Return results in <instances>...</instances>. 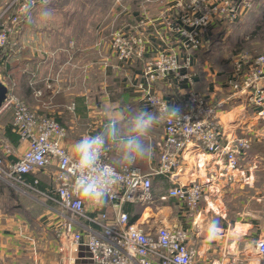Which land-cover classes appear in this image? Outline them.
I'll use <instances>...</instances> for the list:
<instances>
[{
    "label": "crops",
    "instance_id": "0c3cea01",
    "mask_svg": "<svg viewBox=\"0 0 264 264\" xmlns=\"http://www.w3.org/2000/svg\"><path fill=\"white\" fill-rule=\"evenodd\" d=\"M5 1L0 0V6ZM58 2L59 0L56 1L57 6ZM36 6H39V3ZM149 13L152 11L149 10ZM152 14L143 17L131 16L133 25L129 24L131 22L126 24V27L129 26V31L138 30L145 33L147 57L164 48L176 49L178 53H182L179 47L181 43L176 40V34H170L168 29L170 23L166 25L162 16ZM32 16L33 22L29 23L26 19L21 25L19 23V31L12 35L15 41L13 40L14 42L4 49L3 57L0 58V78L6 84H14L13 91L31 108L53 115L67 128L64 145L68 150L85 132L99 131L105 116H111L114 112L118 113L125 108L153 110L143 100L141 90L138 88L142 81H146L143 76V60L133 63L118 60L111 55V51L109 54L106 43L108 38L100 35V32H80L70 25L75 22L74 16L70 18V16L54 15L47 22L40 21L35 15ZM40 23L47 25L41 26ZM224 24L225 21L212 22L208 41L213 30L218 26L220 29L225 28ZM198 56L200 58L199 52L197 58L193 56L192 82L179 80L171 75L158 79L153 85L154 91L168 98L172 106H179L191 87L217 95L218 98L223 97L225 92L221 91V83L225 81L229 70L223 72L208 60L204 61L201 67L197 62ZM37 90H41L42 93L37 94ZM11 111L7 109L0 113L2 140H0V154L8 161L19 158L28 145L20 139L13 142L6 135V128L12 122ZM222 117L229 137L241 135L239 125L251 129L254 133H263V137L253 143L251 156H264L262 152L255 150L257 144L264 143V120H257L250 113L248 116L240 103ZM163 122L164 119L158 122L147 137V142L153 145L154 152L150 159L137 164L144 171H150L158 164L157 143L163 135ZM6 144L12 148L11 152H7ZM109 154L115 162L114 150H109ZM223 167H226L224 161L191 143L185 153L182 169L174 178L168 174L153 176L155 202L160 203V195L166 194L174 184L198 179L206 181L209 190L204 202L206 201L209 204L208 209H211L214 190L210 188L217 189L218 192L215 190V194L222 195L218 186L215 187L213 184L219 176L218 173L223 175L225 173L224 177L227 181L235 180L233 178L235 172ZM234 170L238 171L240 168ZM261 173L258 172L261 178L254 173L245 174L246 182L251 184L256 181L262 184L264 179ZM24 179L28 184H33L42 191L52 192L54 188L48 168L26 173ZM35 179H38V183L34 182ZM253 192L248 189L244 195L249 193L250 197L254 198ZM259 197V201L264 200V194ZM167 202L161 208L155 207V204L145 208L144 204L130 202L125 204L124 209L130 216L139 217L138 207L144 208L142 214L145 212V216L150 215L157 222L167 220L182 224L193 234L200 249L199 264H231L232 260L227 253L241 257L244 250L249 251L250 242L264 236V204L258 203L256 209H248L240 213V221H236L241 223L240 229L236 228V223L234 228L236 232L241 230L240 233L234 234L232 229L227 232L221 226L220 235L214 241L208 242L203 232L206 224L211 220L205 221L202 211L193 213L196 216L195 221L188 222L184 214L170 205L172 203L177 205L179 202L176 199L172 198ZM98 207L86 205L89 212H96ZM102 207L110 216L113 215L112 207L107 203ZM155 210L160 211L155 213ZM220 210L217 213L225 217L226 209ZM66 219V212L55 200L35 192L26 183L0 175V264H93L87 244V233L81 229V225L75 226L83 231V240L76 249L71 245L70 231L63 230L59 235V229L63 227ZM239 243L242 248H238ZM62 245L65 246V250L60 249Z\"/></svg>",
    "mask_w": 264,
    "mask_h": 264
},
{
    "label": "built area",
    "instance_id": "2783aa9c",
    "mask_svg": "<svg viewBox=\"0 0 264 264\" xmlns=\"http://www.w3.org/2000/svg\"><path fill=\"white\" fill-rule=\"evenodd\" d=\"M19 1L21 4L18 6ZM170 1L172 6L164 18L176 14V21L170 24L168 29L182 38V46L186 52L178 53L176 49L164 48L147 57L145 33L138 30L129 33L122 27L106 41L111 55L118 60L125 63L144 61L142 69L146 81H142L138 88L143 100L151 109L153 106L149 100L152 98H163L172 106L168 98L154 91L153 85L158 79L174 75L179 80L193 81L192 50L198 52L206 44L207 30L212 22H237L256 2L168 0ZM23 3L24 0H12L0 12V33L7 37L0 48H7L12 43V35L21 21L19 14L22 13L20 8ZM17 7L18 14L11 12V9ZM7 86L8 94L0 113L7 109L12 110L11 127L28 145L24 153L14 161H8L0 154V175L26 183L35 192L55 200L67 214L63 227L59 229V235L63 230L70 231L73 248L76 249L82 242L84 230L87 233V244L93 264H175L177 256L184 264H199L200 249L193 234L182 224L167 220L157 222L150 215L145 216L142 221L141 216L132 220L124 206L131 202L144 204L145 208L153 204L161 208L165 202L174 198L182 206L179 212L187 218L197 212L207 194L205 182L193 179L176 183L166 194L160 195V203L155 202L153 189L155 174H168L173 178L178 174L191 143L224 161V168H240L253 143L261 139L263 133H254L251 129L239 125L241 135L229 137L222 116L240 103L248 116L250 113L255 119L264 120V51H242L235 55L232 67L225 81L221 83V91L225 92L222 98L192 87L185 93L178 107L188 117L187 121L183 122L185 124H175L164 119L163 135L157 143L158 164L150 171H144L136 165L140 174L132 181L134 187L130 190L127 184L120 185L118 195L107 202L112 207V216L102 206H99L96 212H89L85 204L76 206V198L70 195L72 181L63 159V154L68 151L64 145L67 128L53 115L31 108L13 91L14 84ZM36 93L42 92L37 90ZM6 150L12 151L9 144H6ZM104 161L114 163L109 151L105 153ZM47 168L54 182L52 192L42 191L25 181L26 173ZM220 175L223 173H219ZM34 182L38 183V179ZM77 224L82 226V230L75 227ZM250 244L256 256L246 250L241 257L227 253L232 260L231 264H264V236L254 239ZM60 249L66 248L62 245Z\"/></svg>",
    "mask_w": 264,
    "mask_h": 264
},
{
    "label": "rangeland",
    "instance_id": "374dc122",
    "mask_svg": "<svg viewBox=\"0 0 264 264\" xmlns=\"http://www.w3.org/2000/svg\"><path fill=\"white\" fill-rule=\"evenodd\" d=\"M11 1L12 0H6L4 4L0 6V12L3 11ZM56 1L57 0H52L49 4V7L54 10L55 15H60L64 17L70 16V18L74 16L75 22L70 23V25L74 26L77 31H85L90 33L100 32V35L102 34L108 39H110L112 34L118 28L121 27L124 28L127 32L131 33V31H129L130 29H128L129 26L126 27L127 22H131L129 23L130 25H133L134 23L131 19V16L133 17L137 15L143 17L146 14L153 13L152 15L162 16V19L166 22V25L168 23L173 24V22L176 21L175 13L171 14L168 18H164L167 15L169 7L172 6V2H168V0H146V2H143V0H59L58 6L56 4ZM255 1L256 2L253 9H250L245 14H243L242 19L238 20L237 22H234L233 24H231V22L225 21V28L220 29L218 26L213 30L212 35L209 37V41H207L203 48L198 51L200 54V58L198 56L199 60L197 59V62L201 64V67H203L204 61L208 60L213 66L219 67L220 70H222L223 72H227L228 70L230 71L232 67L233 58L239 52L264 51V32H262L263 35L261 37L258 36L256 38L251 39L253 36L251 35V32L254 31L257 25L262 23V13L264 12V0ZM20 4L21 1H19L18 6ZM164 5L165 7H161ZM18 8L19 7L14 8V10L11 9V12L18 14ZM149 10H151L152 13H149ZM145 11H148V13H145ZM38 13L39 6H36L32 9L31 14L38 17ZM19 15H21L22 19V21L20 22L21 25L23 20H26V17L23 13H20ZM37 25H39V22ZM40 25L44 26L47 24L40 23ZM19 27L20 26L18 24L16 27V31H19ZM211 30L212 24L208 27L207 34H209ZM170 34L172 35L176 33L170 30ZM207 34L206 37L208 38ZM176 38V40L181 43V45H179L180 49L183 52H186V50L182 46V38L178 34H176ZM242 39L248 40V42H245L243 45L240 44L238 46ZM13 40L14 37L12 38V43L15 41ZM192 53L197 58V52H194L192 50ZM260 156L261 155L251 156L250 150L248 153V157L241 162L240 170L237 171L232 169V171L235 172L233 173V178L235 180H225V173L224 175H220L217 179H215V182L213 184L215 185V187L218 186L219 193L221 192L222 195L219 196L215 194L217 189L210 188V190H214V196L212 197L210 203L211 209H208L209 204L206 201L204 202V199L206 198L203 199L199 208V210L202 211L203 216L206 218L205 221L217 219L220 223V226H222V228H224V230L228 232L230 231V229L234 230L236 221L239 220L241 217L240 213H244L248 209H256L255 207H258V203L264 204L262 203L264 202V200H258V198H260L259 196L261 194H264V181L262 184L256 181L249 184L245 180V174L248 175L252 173H254L255 176L257 174L259 178H261L258 172H262L261 175L264 179V156ZM248 189L250 191H254L253 193L255 194H252L254 198H251V194L249 193H246L244 195L245 191H247ZM219 200H221V202ZM170 205L172 207H175L177 211H180L182 207L180 204L176 205L172 203ZM206 207L207 209H205ZM222 208H225L227 211L225 217L220 213H217L219 212V209L222 210ZM143 209L144 208L138 207V214L142 217L141 221L144 220L145 217V215L142 214ZM259 209H261V207H259ZM199 210L196 213H199ZM158 211L160 210H155V213ZM262 217L263 215H261V218ZM195 218L196 216L195 214H193L191 217L189 216L187 220L188 222H193L195 221ZM240 225V222L236 223V228L240 229ZM240 231L237 232L240 233ZM237 232L234 230V234H238ZM250 243L248 244V253L254 255L255 251ZM242 247L243 246L241 245V243H239L238 248Z\"/></svg>",
    "mask_w": 264,
    "mask_h": 264
},
{
    "label": "clouds",
    "instance_id": "9594fccd",
    "mask_svg": "<svg viewBox=\"0 0 264 264\" xmlns=\"http://www.w3.org/2000/svg\"><path fill=\"white\" fill-rule=\"evenodd\" d=\"M38 19L47 22L55 12L49 7L51 0H38ZM37 0H24L20 11L29 23L33 22L32 9ZM7 37L0 33V45ZM175 70V68H173ZM154 110L147 108H125L105 116L99 131L84 134L74 141L63 154L65 167L71 178L70 195L76 198V206L81 204L102 206L110 198L118 195V188L127 184L131 190L133 179L138 176L136 165L153 156V145L147 137L153 127L162 119L171 123L185 124L186 117L178 106H170L163 98L149 100ZM109 150L115 152V162L106 163L104 155ZM221 232L217 219L206 224L204 236L208 242L214 241ZM136 238V237H134ZM175 264H184L178 256Z\"/></svg>",
    "mask_w": 264,
    "mask_h": 264
},
{
    "label": "trees",
    "instance_id": "16d2710c",
    "mask_svg": "<svg viewBox=\"0 0 264 264\" xmlns=\"http://www.w3.org/2000/svg\"><path fill=\"white\" fill-rule=\"evenodd\" d=\"M253 9V8H252ZM240 20V19H239ZM262 23L261 24H259V25H257L256 27H255V29H254V31L253 32H251V35H253L252 36V38L251 39H253V38H256V37H258V36H262L263 35V33L262 32H264V12L262 13ZM231 24H233V23H231ZM245 42H248V40H245V39H242L241 41H240V43L238 44V46L240 45V44H244ZM4 49L5 48H0V58L1 57H3V54H4ZM242 52V51H241ZM12 112V111H11ZM12 117H13V112H12ZM12 123V122H11ZM11 123H10V125L8 126V128H6V135L13 141V142H17L19 139L21 140V137H20V134L19 133H17L16 131H14L13 129H12V127H11ZM22 141V140H21ZM256 146V145H255ZM251 150V149H250ZM255 150H257V151H259V152H262L263 154H264V143H260V144H257V147H256V149ZM9 161H14V160H9ZM132 207L133 206H131V209H132ZM138 216L136 215H134V216H132V220H135L136 218H137Z\"/></svg>",
    "mask_w": 264,
    "mask_h": 264
},
{
    "label": "water",
    "instance_id": "95a60500",
    "mask_svg": "<svg viewBox=\"0 0 264 264\" xmlns=\"http://www.w3.org/2000/svg\"><path fill=\"white\" fill-rule=\"evenodd\" d=\"M8 94V86L2 80H0V109L3 105V102Z\"/></svg>",
    "mask_w": 264,
    "mask_h": 264
}]
</instances>
